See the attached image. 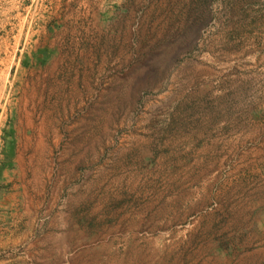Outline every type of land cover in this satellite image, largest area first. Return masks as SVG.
Returning <instances> with one entry per match:
<instances>
[{
	"label": "rangeland",
	"instance_id": "rangeland-1",
	"mask_svg": "<svg viewBox=\"0 0 264 264\" xmlns=\"http://www.w3.org/2000/svg\"><path fill=\"white\" fill-rule=\"evenodd\" d=\"M0 264H264V0H0Z\"/></svg>",
	"mask_w": 264,
	"mask_h": 264
}]
</instances>
